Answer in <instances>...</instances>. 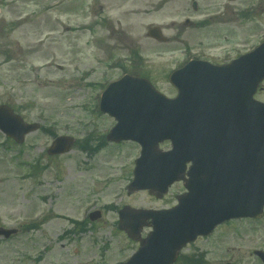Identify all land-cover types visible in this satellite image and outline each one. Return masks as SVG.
<instances>
[{
    "label": "rangeland",
    "instance_id": "obj_1",
    "mask_svg": "<svg viewBox=\"0 0 264 264\" xmlns=\"http://www.w3.org/2000/svg\"><path fill=\"white\" fill-rule=\"evenodd\" d=\"M191 1L0 0V104L55 135L90 137L95 145L115 124L113 117L93 111L95 103L102 87L122 74L132 51L141 54L143 65L127 63V69L148 73L172 96L168 71L188 57L223 61L264 40V0H196L197 11ZM209 13L220 17L205 27L185 23ZM154 25L168 42L146 36ZM256 98L264 100V81ZM52 139L38 130L18 145L0 133V226L18 229L9 239L0 238V264L125 261L138 243L118 230V209L168 208L184 191L182 184H173L162 198L147 190L129 195L137 143L106 141L94 153L77 145L49 156ZM95 210L100 216L87 219L85 231L68 233L73 220L81 222ZM196 248L207 253L203 264H261L253 250H264V218L222 226L181 253Z\"/></svg>",
    "mask_w": 264,
    "mask_h": 264
},
{
    "label": "water",
    "instance_id": "obj_2",
    "mask_svg": "<svg viewBox=\"0 0 264 264\" xmlns=\"http://www.w3.org/2000/svg\"><path fill=\"white\" fill-rule=\"evenodd\" d=\"M148 34L164 40L158 27ZM263 78L264 42L227 64L189 62L170 76L178 90L172 99L148 81L128 75L102 94L101 110L118 121L107 139H132L142 147L129 193L147 188L160 197L179 179L187 189L169 210L124 206L119 211V228L140 241L137 252L121 264H171L187 242L221 221L261 215L264 102L253 94ZM35 128L0 106V129L18 142ZM165 139L172 143L169 151L158 148ZM72 142L69 137L58 138L50 152H66ZM188 162L192 165L186 178ZM144 225H152V231L140 238ZM14 232L0 227L5 237Z\"/></svg>",
    "mask_w": 264,
    "mask_h": 264
},
{
    "label": "flooded vegetation",
    "instance_id": "obj_3",
    "mask_svg": "<svg viewBox=\"0 0 264 264\" xmlns=\"http://www.w3.org/2000/svg\"><path fill=\"white\" fill-rule=\"evenodd\" d=\"M219 227H220V226H218L216 229H218ZM216 229H215V230H216ZM215 230H214V231H215Z\"/></svg>",
    "mask_w": 264,
    "mask_h": 264
}]
</instances>
